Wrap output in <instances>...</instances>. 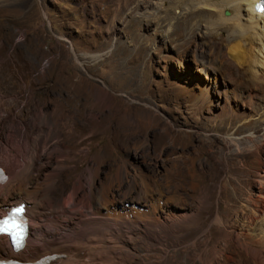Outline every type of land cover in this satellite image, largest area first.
<instances>
[{"label":"rangeland","instance_id":"374dc122","mask_svg":"<svg viewBox=\"0 0 264 264\" xmlns=\"http://www.w3.org/2000/svg\"><path fill=\"white\" fill-rule=\"evenodd\" d=\"M112 2L0 0L4 11L0 18L8 23L5 38L0 33V86L15 95L6 103H13L12 112L16 107L27 114L41 108L47 118L63 121L71 131L67 142L74 160L66 164L61 180L56 179L54 196L62 186L70 188L74 178L88 167H100L98 186L113 182L118 199L134 183L136 199L147 182L152 184L156 199L159 197L154 190L160 188L164 201L161 211L165 214L193 213L204 191L211 204L202 212V224L197 228L202 226V232L207 233L217 214L225 211L223 202L233 196V188L239 191L241 186L242 191L250 192L252 187L253 194L258 192L264 170V141L257 150L249 147L251 151L234 154L231 150L235 147L230 150L207 126H213L210 120L221 112L227 97L224 90L234 89L227 114L235 117L236 126L249 124L236 136L228 134L231 138H239L243 132L252 135L257 125L255 137L262 140L264 80L255 83L251 75L264 79V67L240 64L244 61L238 63L229 55L223 58L217 77L221 93L217 96L215 84L210 83L211 103L196 110L191 102L193 87L199 79L206 81L197 71L202 60L196 52L215 59L219 48L224 53L226 43L220 38L226 34L215 37L212 46L201 37V28L185 44L187 38L180 30L177 34L182 37L171 41L166 36L172 31L169 23L162 21L163 14L149 17L148 24L135 23L130 21L131 11L123 9L112 21ZM142 12L134 11L137 16ZM205 72L213 79L212 69ZM181 85H191V93H176ZM145 106L152 116L149 125L140 117ZM0 128L3 133L18 132L11 114L4 116ZM176 167L182 173H177ZM136 199L127 200L136 204ZM195 232V228L182 230L181 241L168 237L167 245L178 252L172 264H199L185 251L199 235ZM150 245L152 250L159 249V242ZM5 247L9 250L8 244Z\"/></svg>","mask_w":264,"mask_h":264},{"label":"bare ground","instance_id":"6f19581e","mask_svg":"<svg viewBox=\"0 0 264 264\" xmlns=\"http://www.w3.org/2000/svg\"><path fill=\"white\" fill-rule=\"evenodd\" d=\"M258 1L113 0L115 11L112 21L119 17L123 9L131 11L130 21L135 23L148 24L149 17L161 13L162 21L168 22L169 31H172L171 35L167 34V39L172 41L173 37H182L177 34L180 30L187 38L184 44L200 28L204 30L200 34L208 46L215 37L226 34L220 38L226 43L224 53L222 47L219 48L215 59L206 58L204 52H196L202 60L197 71L206 79H199L192 91V106L199 110L212 101L210 83L215 84L217 96L221 93L217 77L221 73L223 58L229 55L238 63L239 60L244 61L240 64L264 67V9L254 10ZM142 9L143 12L138 16L134 13ZM3 12L0 9V17ZM7 25L0 18L1 34ZM148 26H152V22ZM3 36L5 38V34ZM212 50L216 51L217 48ZM208 69L213 70V79L212 76L210 78L211 73L206 75ZM251 76L255 83L264 80L259 74ZM191 87L178 86L176 93H189ZM233 90H224L227 97L221 105V112L213 116L210 120L213 126L208 124L207 129L218 134L217 137L222 138L221 142H225L230 150L235 147L231 153L239 155L251 151L249 147L257 150L264 141V134L262 140L258 141L255 137L259 131L257 125L252 135L243 132L241 137L231 138L228 134L232 132L236 136L242 132L244 125L249 124L245 122L236 126L235 117L227 114L230 98L235 95ZM12 94H7L0 86V126L8 114L18 126V132L9 130L3 133L0 128V168L8 175L0 185V208L8 207L0 209V215H4L11 207H23L25 217L22 220L28 223V233L24 246L18 251H13L9 240L0 236L1 261L38 264L40 260L50 258L53 264H172L171 260L178 252L176 247L167 245L168 237L181 241L182 230L195 228V233L199 235L186 245L185 250L193 263L264 264V170L258 180L256 194L251 192L252 187L250 192L242 191L241 186L239 191L233 188V196L230 195L223 202L225 211L217 214L207 233L202 232V226L197 228L202 224V212L211 204L210 196L204 191L200 193L193 213L165 214L161 211L164 201L160 199V188L154 190L159 197L156 199L152 184L149 186L147 182L144 185L143 182L144 186L141 185L143 188L139 189L136 199L133 197V190H136L134 183L122 191L118 199V189L113 182H101L98 186L100 167H88L74 178L70 188L62 186L59 194L54 196L56 179L61 180L66 164L74 160L69 155L71 150L67 142L71 131L65 128L63 121L47 118L41 108L31 109L27 114L16 107V112H12L13 103H6V99H15ZM140 117L144 124L151 123L149 107L145 106ZM63 130L68 132L64 133ZM176 168L177 173H182L181 168ZM128 198L142 204H133ZM150 242H159V249L152 250ZM56 259L60 262H55ZM176 263L179 264V261Z\"/></svg>","mask_w":264,"mask_h":264},{"label":"snow or ice","instance_id":"6c2138e0","mask_svg":"<svg viewBox=\"0 0 264 264\" xmlns=\"http://www.w3.org/2000/svg\"><path fill=\"white\" fill-rule=\"evenodd\" d=\"M24 212L23 207H16L0 218V235H7L17 248L21 246L26 235V227L22 221Z\"/></svg>","mask_w":264,"mask_h":264}]
</instances>
